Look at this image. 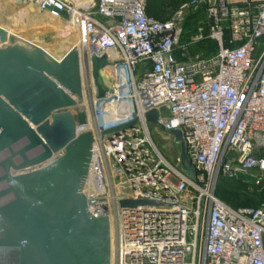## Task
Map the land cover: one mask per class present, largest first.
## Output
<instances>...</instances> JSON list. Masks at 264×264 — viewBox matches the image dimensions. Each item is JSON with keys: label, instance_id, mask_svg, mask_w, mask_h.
<instances>
[{"label": "built area", "instance_id": "2783aa9c", "mask_svg": "<svg viewBox=\"0 0 264 264\" xmlns=\"http://www.w3.org/2000/svg\"><path fill=\"white\" fill-rule=\"evenodd\" d=\"M20 2L66 11L78 32L83 98L74 96V111L87 123L77 133L94 136L84 194L91 214L113 220L114 264H264V204L235 208L217 195L224 179H264V0H189L167 20L149 16L146 0ZM205 40L216 53L192 56ZM93 55L109 62L103 100ZM153 109L156 128L182 131L195 178L158 148ZM125 199L156 204L123 208Z\"/></svg>", "mask_w": 264, "mask_h": 264}, {"label": "water", "instance_id": "95a60500", "mask_svg": "<svg viewBox=\"0 0 264 264\" xmlns=\"http://www.w3.org/2000/svg\"><path fill=\"white\" fill-rule=\"evenodd\" d=\"M0 43H8L0 48V264H111L110 219L91 214L84 194L94 136L77 133L87 123L84 111H74V96L83 98L79 50L59 61L37 46H21L2 27ZM90 60L103 100L111 91L103 74L109 62ZM146 119L157 125L158 110ZM165 130L180 144L182 172L195 178L182 131ZM154 204L120 202L123 208Z\"/></svg>", "mask_w": 264, "mask_h": 264}, {"label": "rangeland", "instance_id": "374dc122", "mask_svg": "<svg viewBox=\"0 0 264 264\" xmlns=\"http://www.w3.org/2000/svg\"><path fill=\"white\" fill-rule=\"evenodd\" d=\"M15 1L16 0H8V6L0 5V26L5 29L8 34L11 30H15V33H17L19 37L22 36L21 38L37 44L30 45L24 43L20 39L19 44L21 46L29 48L37 46L39 48L41 47L43 50L47 48L54 57H62L68 50H71L70 48H75L77 46L79 41L78 32L69 25L67 18H64L63 16H51L48 13L41 11L39 7L32 2L31 5H29L33 7V12L40 17L20 15L19 13L24 11L26 6L24 3L20 4ZM187 1L189 0H157L158 10L161 13V20L170 19L179 7ZM88 2H90V0ZM203 20V14L199 13L196 17L188 21L186 27L187 33L183 42H188L190 40L191 34L195 30L198 22ZM61 30H65L68 33L66 34L67 36L63 34ZM216 50V43L205 40L192 45L190 53L194 57H211L216 53ZM150 129L160 151L169 161L176 162L180 157L181 147L180 144L175 141L174 136L169 132L156 128L154 124L150 125ZM219 185V196L233 206H248L256 208L264 204V179L260 183H256V179L245 175L237 180L226 179ZM112 237V240H114V224ZM113 242L114 241H112V243ZM112 245L115 248V243ZM111 264H114V254Z\"/></svg>", "mask_w": 264, "mask_h": 264}, {"label": "bare ground", "instance_id": "6f19581e", "mask_svg": "<svg viewBox=\"0 0 264 264\" xmlns=\"http://www.w3.org/2000/svg\"><path fill=\"white\" fill-rule=\"evenodd\" d=\"M76 1V3H78V4H86V3H88V1L89 0H87V2H86V0H75ZM91 1V0H90ZM16 3H20V4H22V3H24L25 4V6H26V9L24 10V11H21L19 14L20 15H24V16H29V17H40L38 14H35L34 12H33V7L32 6H30L31 5V2H20V1H18V0H16L15 1ZM8 0H0V5H3V6H8ZM14 3V2H13ZM23 4V5H24ZM30 4V5H29ZM23 10V9H22ZM46 13H48L49 15H51V16H54V15H52L51 13H49V12H46ZM19 15V16H20ZM20 17H22V16H20ZM16 19V18H15ZM48 20V19H47ZM51 21V20H50ZM27 26V25H26ZM1 27V26H0ZM68 27H69V25H68ZM58 29V28H57ZM18 30V29H17ZM21 30V29H20ZM19 30V31H20ZM66 30V29H65ZM65 30H61L62 31V33L63 34H68ZM69 30V29H68ZM70 31V30H69ZM68 31V32H69ZM18 32V31H17ZM10 34H13V35H15V36H17L18 38H19V43H20V39L24 42V43H27V44H30V45H37V44H34V43H32L31 41H28V40H26V39H23V38H21V37H19L18 35H17V33H15V30L13 31V30H11L10 32H9V35ZM29 36V35H28ZM67 36V35H66ZM8 43H6L5 45H7ZM4 46V45H3ZM2 46V44L0 43V47H3ZM40 46V45H39ZM79 47H80V45H78L77 44V46L75 47V48H77L79 51H80V49H79ZM41 48V47H40ZM44 48V47H43ZM71 50L73 49V48H70ZM44 51L48 54V55H50L51 57H53V58H55V59H57V60H61L64 56H65V54L67 53V52H69L70 50H68L62 57H54L52 54H51V52H50V50H48L47 48L46 49H44ZM108 72V69L106 70H103V74L106 76V73ZM93 83H94V79H93ZM94 89L96 90V86H95V84H94ZM61 153H59V154H57V155H55V157H57V156H59ZM55 157L53 158V159H55ZM52 159V160H53ZM51 161V160H50ZM49 161V162H50ZM48 162V163H49ZM48 163H46V164H48ZM112 222V221H111ZM113 225V224H112ZM111 225V233H113V226ZM112 239H113V237H112ZM112 241H114V240H112ZM114 243V242H113ZM112 243V244H113ZM114 247H113V245L111 246V258H112V260H113V254H114V252H113V249ZM111 260V261H112Z\"/></svg>", "mask_w": 264, "mask_h": 264}, {"label": "trees", "instance_id": "16d2710c", "mask_svg": "<svg viewBox=\"0 0 264 264\" xmlns=\"http://www.w3.org/2000/svg\"><path fill=\"white\" fill-rule=\"evenodd\" d=\"M146 10H147V14L151 17H154L156 19H160L161 20V13L158 10V3L157 0H146ZM226 180V179H224ZM224 180H222L219 184H221ZM220 185H218L219 187ZM217 187V195L219 196V190ZM220 197V196H219ZM221 198V197H220ZM222 199V198H221ZM224 200V199H222ZM225 202H227L226 200H224ZM228 203V202H227ZM229 205H231L230 203H228ZM232 207L237 208L236 206L231 205ZM255 208V207H254Z\"/></svg>", "mask_w": 264, "mask_h": 264}]
</instances>
